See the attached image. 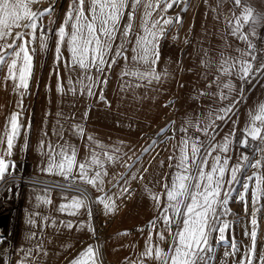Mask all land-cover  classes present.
Listing matches in <instances>:
<instances>
[{
	"label": "crops",
	"instance_id": "crops-1",
	"mask_svg": "<svg viewBox=\"0 0 264 264\" xmlns=\"http://www.w3.org/2000/svg\"><path fill=\"white\" fill-rule=\"evenodd\" d=\"M51 2L54 1L40 0L32 5V9L42 11ZM68 3L69 0L62 8L55 6L54 24L49 25V18H44L46 28L55 29L61 24ZM242 4H248L258 13L264 14V0H242ZM240 11L232 0H186L179 6L174 5L167 15L175 17L179 14L181 22L166 26L165 38L160 41V59L156 71L161 74V80L122 91L121 85L128 78H121L125 62L119 60L108 72V83L103 88L107 103L96 97L57 93L53 64L54 39L50 37L47 53H40L38 43L34 45L37 53L33 60V75L28 93L22 99V107L17 106L21 98L10 85L7 88L0 86V134L7 117L13 112L22 113L19 120L23 125L14 141L12 154L4 157L12 175H6L0 181L2 185L12 177L16 179L7 182L0 191V202L9 206L6 217L11 215L12 246L8 264H20L29 249L32 253L24 264H70L89 245L96 249L99 246L100 264H133L138 261L147 243L149 221L157 215L149 190L160 192L165 178L175 171L169 165H174L176 161L169 160V157L179 155L178 146L182 137H199L205 148L208 147V137L190 127L188 122L195 124L199 121L200 127H204L210 113L218 111L238 95L241 81L236 69L230 76L222 75L217 69L224 59L239 55L235 51L237 47H246L230 35L226 20V17L232 18L233 13L239 15ZM250 27L245 26L244 31L247 32ZM135 28L139 29V13ZM252 39L258 48H264V26H257V37ZM64 55L67 57L66 51ZM128 55L131 58V51ZM3 75L4 72L0 71V77ZM60 75L67 86L68 71L60 68ZM77 75L78 71L71 73L74 81ZM228 82L235 86L236 91L228 93L223 87ZM246 85L251 90L240 113L235 115L234 108L230 120L216 122L222 127L213 142L222 141L226 134L235 129L228 152L231 156L230 166L238 162L241 153L254 162L261 158V153L256 149L264 147L259 141L251 140L247 148H241L238 144L242 138L241 130L249 122V112L254 111L259 104H264V73ZM222 89L228 95V100L220 99ZM169 101L172 104L165 107ZM85 111L88 112L87 118L84 117ZM74 124L84 128L85 140L70 136L67 129ZM61 126L64 138L77 146L78 160L89 155L86 150V137L89 135L110 152L114 148L119 149L115 153L118 159L106 164L109 175L105 177L104 191H96L85 184L73 186L81 192L63 189L58 185L69 181L41 170L47 167L48 162V156L41 151V142L45 144V153L48 143H63L54 135ZM182 128H187V132H182ZM161 129L165 130L162 132ZM204 154L202 149L201 155ZM216 154L213 153V156ZM253 171L243 168L238 178L243 181ZM133 175L137 178L132 179ZM141 176L143 179H140ZM122 188H128L130 194L127 198L117 199L114 194H120ZM234 189L232 195L242 192L240 184H235ZM81 195L87 196L91 218L83 209L76 216L58 211L61 204ZM107 196H112L117 208L106 213L103 205L94 201ZM44 199H50L51 203H43ZM30 219L35 223L29 224ZM53 221L57 225L71 221L74 227L71 230L53 227ZM258 221L257 246L264 247V210ZM89 224L99 236L96 242L92 239L94 234L87 229ZM81 225L85 227L81 228ZM5 226L8 230L7 224ZM153 243L167 250V243L159 241L155 233ZM38 248L40 251H37ZM45 252L47 255H44ZM145 264L154 262L146 261Z\"/></svg>",
	"mask_w": 264,
	"mask_h": 264
},
{
	"label": "snow or ice",
	"instance_id": "snow-or-ice-1",
	"mask_svg": "<svg viewBox=\"0 0 264 264\" xmlns=\"http://www.w3.org/2000/svg\"><path fill=\"white\" fill-rule=\"evenodd\" d=\"M39 2L40 0H0V71L4 72L0 77V86L5 88L11 86L13 92L21 98L17 102L18 107H22V99L28 93L32 79L33 60L37 53L34 45L38 43L40 53H47L50 37L54 39L55 45L53 64L57 77L56 91L61 95L69 93L74 97L86 95L107 103L103 88L108 83V72L119 60L125 62L121 78H128L121 85L122 91L139 88L144 83L150 85L159 82L161 74L156 71V64L160 59V41L165 38L166 26L181 22L179 14L172 17L167 13L174 5L179 6L186 3V0H69L62 22L55 29L46 28L43 23L45 17L49 18V25L55 23L53 18L55 3H49V7L42 11L33 10L32 5ZM232 2L241 11L239 15L233 13L232 18L226 17L230 35L243 42L246 47H237L235 51L239 55L224 59L217 70L222 75L230 76L233 69H236V75L241 81L238 95L218 111L210 113L204 127H200L199 121L195 124L188 122L190 127L196 128L198 132L208 137V147L205 148L199 137L181 138L178 146L179 155L169 157V160L176 161L174 165H169L175 168V171L170 177L165 178L160 192L149 190L157 215L149 221L147 243L138 261L133 264H145L146 261H153L154 264H209L214 253L213 233L216 234L217 243L223 242L227 245L223 254L224 259L220 264H227L228 257L235 258L240 252V247L234 234L231 241L226 235L239 219L238 217L233 220L227 219L232 215L229 204L233 199L235 184L242 187L237 202L243 203L244 206L247 222L244 223L243 231L244 237L250 243L244 246L240 258L234 259V264H254V261L256 264H264V250L257 254L260 227L257 213L264 210V204L261 203L264 199V147L256 149L261 153V158L255 159L254 162L249 156L241 153L238 162L230 166L231 156L228 152L233 143L235 129L226 134L222 141L213 142L220 128L216 122L231 119L233 109L244 98V85L252 83L264 73V48H258L252 39L257 37V26H264V14L258 13L248 4H242V0ZM181 10L184 11L186 8ZM138 13L139 29L136 30ZM247 25L251 27L246 32L244 27ZM65 51L67 57L64 55ZM129 51L132 53L131 58L128 55ZM60 68H65L69 73L67 86L60 75ZM73 71H78L75 81L71 76ZM223 87L228 93L236 91L231 82L225 83ZM219 97L222 101L228 100V95L223 89ZM170 104L172 101L165 107ZM21 115V112H13L7 117L4 130L0 134V181H3L6 175H12L8 171L9 163L4 157L12 154L14 141L23 127L19 120ZM87 115L88 112L85 111L84 117L87 118ZM248 116L249 122L241 130L239 146L249 147V140L259 141L264 145V104H259ZM164 130L161 129L162 132ZM67 131L70 136L85 140V130L80 124L71 125ZM181 131L187 132V128H182ZM63 132L62 126L60 130L54 132L63 143H48L46 153L45 144L41 142V151L48 156L47 167L41 170L69 181L68 187L85 184L96 191H104L105 177L109 175L106 164L114 163L118 159L115 153L119 149L114 148L110 152L89 135L86 137V150L89 155L83 160H78L77 146L65 139ZM202 149L205 152L203 156ZM213 153L217 154L213 156ZM243 168L255 171L241 181L238 174ZM136 178L132 176V179ZM140 179H143V176ZM76 190L80 191L79 188ZM250 190L249 214L247 197ZM129 194L128 188H122L120 194L114 195L120 199L127 198ZM65 199L68 200L67 197ZM94 202L102 204L106 213L117 208L112 196L98 197ZM43 203L50 204L51 200L44 199ZM81 209L91 218V207L85 195L72 197L68 203L61 204L58 211L76 216ZM28 223L35 222L30 219ZM52 226L69 230L74 227L71 221L60 222L59 225L53 221ZM80 227L83 228L85 225ZM87 229L95 233L90 224L87 225ZM153 233L159 241L167 243V250L160 244L153 243ZM31 253L32 250L29 249L20 264H24ZM98 256L99 250L89 245L70 264H100Z\"/></svg>",
	"mask_w": 264,
	"mask_h": 264
},
{
	"label": "rangeland",
	"instance_id": "rangeland-1",
	"mask_svg": "<svg viewBox=\"0 0 264 264\" xmlns=\"http://www.w3.org/2000/svg\"><path fill=\"white\" fill-rule=\"evenodd\" d=\"M55 3V6L63 7L67 0H53ZM251 88L248 87V85L244 86V98L241 100L239 104L236 105L234 109V114L238 115L247 101L249 94H250ZM220 125V124H219ZM222 125H220L221 129ZM13 178V177H12ZM67 183V182H66ZM66 183L64 185H66ZM1 186V185H0ZM68 189L72 191H77L75 188H63ZM2 190V189H1ZM0 190V191H1ZM81 192V190L79 191ZM232 201L229 204V207L231 208L232 215L228 216L227 219L233 220L235 218H239L238 221L234 224L233 229L229 230V232L226 234L229 241H231L232 235L234 234L236 237V241L238 246L240 247V252L236 254V257H228L227 258V264H234V259L238 260L241 256V254L244 252V246L249 244L250 241L244 237V223L247 222V217L244 214V206L243 203L237 202L238 201V193L236 192L235 195H232ZM249 201V214L251 213V190L249 191L248 197ZM261 203L264 204V199L261 200ZM9 212V206L5 203L0 202V264H8L9 257H10V251L12 246V227H11V215H7L6 213ZM263 210L259 213H257L258 218L262 214ZM9 227L8 230L5 229V225ZM94 238L95 242L97 238H99L98 234L95 233L92 237ZM97 245V243H96ZM212 246L214 248V253L212 254L213 258L209 261V264H220L221 260L224 259V251L227 245L223 242L217 243L216 234L213 233L212 237ZM99 249V246L97 247ZM262 250H264V247H258L257 246V254H259ZM101 260V259H100ZM254 264L255 261H254Z\"/></svg>",
	"mask_w": 264,
	"mask_h": 264
},
{
	"label": "water",
	"instance_id": "water-1",
	"mask_svg": "<svg viewBox=\"0 0 264 264\" xmlns=\"http://www.w3.org/2000/svg\"><path fill=\"white\" fill-rule=\"evenodd\" d=\"M12 180H16V179H14V178H10V179L6 180V181L0 186V190L4 187V185H5L7 182L12 181ZM84 194H85V193H84ZM101 262H102V261H101ZM102 264H104V263L102 262Z\"/></svg>",
	"mask_w": 264,
	"mask_h": 264
},
{
	"label": "built area",
	"instance_id": "built-area-1",
	"mask_svg": "<svg viewBox=\"0 0 264 264\" xmlns=\"http://www.w3.org/2000/svg\"><path fill=\"white\" fill-rule=\"evenodd\" d=\"M68 184H69V182H67L66 185H63V186L68 188V186H67Z\"/></svg>",
	"mask_w": 264,
	"mask_h": 264
},
{
	"label": "bare ground",
	"instance_id": "bare-ground-1",
	"mask_svg": "<svg viewBox=\"0 0 264 264\" xmlns=\"http://www.w3.org/2000/svg\"><path fill=\"white\" fill-rule=\"evenodd\" d=\"M62 186H63V185H62ZM61 188H67V187H64V186H63V187H61ZM68 188H74V187H68Z\"/></svg>",
	"mask_w": 264,
	"mask_h": 264
}]
</instances>
